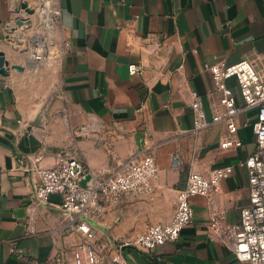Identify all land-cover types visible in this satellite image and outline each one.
<instances>
[{"label":"crops","instance_id":"crops-1","mask_svg":"<svg viewBox=\"0 0 264 264\" xmlns=\"http://www.w3.org/2000/svg\"><path fill=\"white\" fill-rule=\"evenodd\" d=\"M23 2L33 13L21 8ZM53 3L55 16L40 10V0H0V51L10 65L8 75H0V264H53L55 255L74 264L71 249L81 236L57 206L58 195L50 205L34 201L37 169L53 167L70 151L93 176L102 177L142 155L144 135L158 167L153 192L125 195L92 225L99 240L116 246L104 264H242L227 245L209 237L207 224L209 209L224 211L225 222L237 223L248 203V173L241 163L255 149L256 110L237 114L235 137L241 145L224 149L225 122L194 130L190 102L197 92L207 108L213 83L205 63L255 59L264 68V0ZM34 39L48 60L36 61ZM130 64L142 73L130 74ZM227 85L237 94L233 78ZM50 86L53 95L46 101ZM174 153L182 160L178 168L171 166ZM225 165L233 172L221 181L213 204L191 198L193 220L175 242L152 252L123 244L150 224L170 221L176 191L189 172L207 174Z\"/></svg>","mask_w":264,"mask_h":264},{"label":"built area","instance_id":"built-area-1","mask_svg":"<svg viewBox=\"0 0 264 264\" xmlns=\"http://www.w3.org/2000/svg\"><path fill=\"white\" fill-rule=\"evenodd\" d=\"M40 10L58 15L53 0H40ZM42 49L34 50L37 62L46 61L49 54ZM203 68L211 75L213 88L206 94L207 108L201 97L192 92L190 108L193 112V129L201 130L211 124L225 122L228 136L220 143L221 148L238 147L235 137V117L244 109L254 108L253 123L255 149L242 163L248 173V203L242 206L237 223L225 222L224 211L209 209L207 232L211 239L227 245L242 264H264V68L259 69L255 59H243L229 64L223 59L205 63ZM130 74H141L142 68L128 65ZM233 78L237 94L227 85ZM142 110V106L136 109ZM185 114V109H181ZM140 143L143 154L133 155L121 164L119 170L102 177L93 176L84 159L70 151H64L50 168H38L39 181L34 187L33 199L37 204L50 205L51 196L60 197L59 209L68 218L72 230L81 240L71 249L74 264H104L109 252L116 246L108 240H99L92 225L102 219L110 207L116 206L125 195H151L152 180L157 176L155 158L149 152V138L144 135ZM182 165L178 153L171 156V166ZM233 172L232 165L216 167L207 174L189 172L185 185L176 191V203L172 218L167 223L150 224L145 231L123 242L144 252H152L168 242H175L181 230L193 220L191 198L202 196L212 205L220 190V183ZM90 175L85 185L81 181ZM29 233L34 227L29 224ZM11 252L22 257L23 252L14 247ZM53 264H63L60 255L51 259Z\"/></svg>","mask_w":264,"mask_h":264},{"label":"water","instance_id":"water-1","mask_svg":"<svg viewBox=\"0 0 264 264\" xmlns=\"http://www.w3.org/2000/svg\"><path fill=\"white\" fill-rule=\"evenodd\" d=\"M21 8L24 9V11L28 14H31L33 13V9L32 8H29L27 3L23 2L21 4ZM24 23V19H16L15 20V24L17 26H21L22 24ZM9 38V37H8ZM9 40H11L9 38ZM9 62L8 60L5 58V53L0 51V75H8V68H9ZM13 68H16V69H19L21 70L22 69V66H19V65H14L12 66ZM90 179V175H87L82 181H81V184L85 185L86 181Z\"/></svg>","mask_w":264,"mask_h":264},{"label":"rangeland","instance_id":"rangeland-1","mask_svg":"<svg viewBox=\"0 0 264 264\" xmlns=\"http://www.w3.org/2000/svg\"><path fill=\"white\" fill-rule=\"evenodd\" d=\"M33 41L34 42H31V46H32V48H34V50H36V49H42V47L40 46V44L38 43V41H36L35 39ZM52 91H53V87L50 86L48 88V92H47V94L45 96L46 101H49L51 99V97L53 95V92ZM112 264H122V263H121V261H115Z\"/></svg>","mask_w":264,"mask_h":264}]
</instances>
